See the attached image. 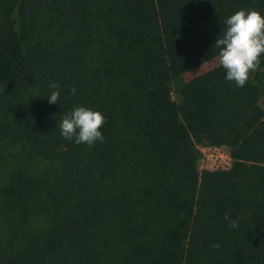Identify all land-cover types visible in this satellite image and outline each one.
<instances>
[{
    "label": "trees",
    "instance_id": "1",
    "mask_svg": "<svg viewBox=\"0 0 264 264\" xmlns=\"http://www.w3.org/2000/svg\"><path fill=\"white\" fill-rule=\"evenodd\" d=\"M239 10L264 0H0V108L47 166L50 223L0 264H264V71L237 87L214 45ZM79 106L103 142L61 135ZM207 142L228 168L197 171Z\"/></svg>",
    "mask_w": 264,
    "mask_h": 264
},
{
    "label": "rangeland",
    "instance_id": "2",
    "mask_svg": "<svg viewBox=\"0 0 264 264\" xmlns=\"http://www.w3.org/2000/svg\"><path fill=\"white\" fill-rule=\"evenodd\" d=\"M171 98L175 100L172 91ZM3 105L0 99V107ZM258 107L264 109L263 97L260 98ZM17 125L12 118L5 119L0 108V255H13L23 248L30 231L37 235L43 231L42 237H46L45 231L50 224L43 210L44 194L41 190L47 166L27 154L28 148L18 135ZM13 130L16 135L11 133ZM229 152V146L223 143L195 145L197 171L228 168L232 162ZM23 174L28 183L18 196L13 185ZM23 210L27 211L25 216L20 214H23Z\"/></svg>",
    "mask_w": 264,
    "mask_h": 264
},
{
    "label": "clouds",
    "instance_id": "3",
    "mask_svg": "<svg viewBox=\"0 0 264 264\" xmlns=\"http://www.w3.org/2000/svg\"><path fill=\"white\" fill-rule=\"evenodd\" d=\"M225 23L226 30L214 44L219 49L218 63L226 70L225 79L243 88L254 72L264 71L260 68L261 57L264 56V15L256 10H239L229 16ZM49 87L53 91L48 102L57 104L60 85L52 83ZM70 92L75 94L76 89L73 87ZM105 122L106 117L102 112L79 106L65 115L58 127L65 139L75 138L77 144L92 146L97 141L103 142L101 128ZM224 218L229 221L230 228L238 226L228 213ZM213 247L219 248L220 245L216 243Z\"/></svg>",
    "mask_w": 264,
    "mask_h": 264
}]
</instances>
